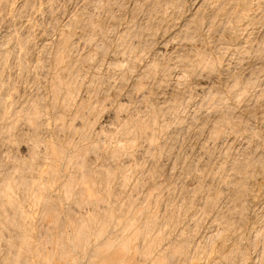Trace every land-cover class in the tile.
<instances>
[{"label":"rangeland","instance_id":"obj_1","mask_svg":"<svg viewBox=\"0 0 264 264\" xmlns=\"http://www.w3.org/2000/svg\"><path fill=\"white\" fill-rule=\"evenodd\" d=\"M0 227V264H264V0H0Z\"/></svg>","mask_w":264,"mask_h":264},{"label":"bare ground","instance_id":"obj_2","mask_svg":"<svg viewBox=\"0 0 264 264\" xmlns=\"http://www.w3.org/2000/svg\"><path fill=\"white\" fill-rule=\"evenodd\" d=\"M140 3V2H139ZM165 5V4H164ZM85 8V7H84ZM83 8V9H84ZM168 9V8H167ZM263 11V10H262ZM260 12V11H259ZM262 16V15H261ZM237 17V16H236ZM254 19V18H253ZM245 26V25H244ZM251 29V28H250ZM248 30V29H247ZM252 30V29H251ZM249 31V30H248ZM251 32V31H250ZM174 40V39H173ZM258 43V42H257ZM187 58V57H186ZM248 58V57H247ZM200 62V61H199ZM249 69V68H248ZM228 73V72H227ZM178 76V75H177ZM214 93V92H213ZM215 106V105H214ZM83 120V119H82ZM214 122V121H213ZM213 126V125H212ZM28 128V127H27ZM212 129H214V128H212ZM247 130V129H246ZM25 131V130H24ZM208 131V130H207ZM224 131V130H223ZM213 132H215V131H213ZM221 134V133H220ZM127 135V134H126ZM249 136V135H248ZM229 137V136H228ZM204 138V137H203ZM230 138V137H229ZM228 140V139H227ZM235 140V139H234ZM150 141V140H149ZM248 141V140H247ZM224 142V141H223ZM222 142V143H223ZM232 142V139H229L228 140V144H230ZM210 143V142H209ZM221 143V142H220ZM233 143V142H232ZM243 143H244V141H243ZM242 142H239L238 143V145L237 146H242V144H243ZM253 143V142H252ZM226 143H224V145H225ZM170 145V144H169ZM205 145V144H204ZM221 145V144H220ZM200 146V145H199ZM202 146V145H201ZM244 146V145H243ZM212 147V146H211ZM221 147V146H220ZM236 147V146H235ZM242 148V147H241ZM191 149V148H190ZM225 149V148H224ZM158 150V149H157ZM206 150V149H205ZM239 150H240V148H239ZM148 151V150H147ZM58 153V152H57ZM252 153V152H251ZM208 154V153H207ZM112 155V154H111ZM198 155V154H197ZM232 155V154H231ZM236 157V156H235ZM220 160V159H219ZM205 163V162H204ZM212 164V163H211ZM219 164V163H218ZM246 168V167H245ZM190 169V168H189ZM212 170V169H211ZM197 172V171H196ZM250 176H252V175H250ZM11 178V177H10ZM216 179V178H215ZM5 185V184H4ZM85 185V184H84ZM239 185V184H238ZM207 186V185H206ZM86 187V186H85ZM240 187V186H239ZM8 188V187H7ZM6 188V189H7ZM10 190V189H9ZM85 190V189H84ZM7 193V192H6ZM95 194V193H94ZM8 196V195H7ZM149 197V196H148ZM189 198V197H188ZM94 199V198H93ZM240 199V198H239ZM11 203V202H10ZM10 203H8V204H10ZM223 203V202H222ZM227 205V204H226ZM254 207V206H253ZM260 207V206H259ZM11 208V207H10ZM234 214V213H233ZM191 216V215H190ZM23 220V219H22ZM7 222V221H6ZM72 224V223H71ZM133 224V223H132ZM42 225V224H41ZM4 227V226H3ZM131 227V226H130ZM1 228V227H0ZM31 229V228H30ZM46 229V228H45ZM239 230V229H238ZM255 232V231H254ZM256 232H258V231H256ZM4 233V232H3ZM41 233V232H40ZM6 237V236H5ZM192 237V236H191ZM143 238V237H142ZM221 239V238H220ZM223 240V239H222ZM10 243V242H9ZM188 244V243H187ZM148 245V244H147ZM57 246V245H56ZM174 249V248H173ZM254 249V248H253ZM148 250V249H147ZM146 250V251H147ZM145 251V252H146ZM48 252V251H47ZM135 252V251H134ZM133 252V253H134ZM4 253V252H3ZM125 253V252H124ZM168 253V252H167ZM173 254V253H172ZM180 254V253H179ZM124 255V254H123ZM131 255V254H130ZM129 256V255H128ZM132 256H135V255H132ZM158 257V256H157ZM157 257H154V258H157ZM159 258V257H158ZM157 258V259H158ZM72 259V258H71ZM49 260V259H48ZM153 260V259H152ZM151 260V261H152ZM159 260H157V262H158ZM4 262V261H3ZM122 262H124V260L122 261ZM156 262V263H157ZM164 263V262H163ZM256 263V262H255ZM2 264V263H1ZM124 264V263H123ZM132 264V263H131ZM161 264V263H160Z\"/></svg>","mask_w":264,"mask_h":264}]
</instances>
